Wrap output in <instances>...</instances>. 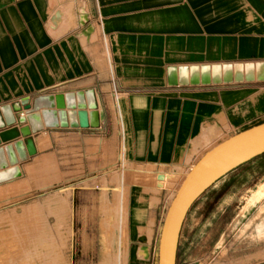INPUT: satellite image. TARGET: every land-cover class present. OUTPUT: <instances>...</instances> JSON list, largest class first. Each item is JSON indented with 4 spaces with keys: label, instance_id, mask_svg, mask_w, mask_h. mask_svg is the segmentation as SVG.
<instances>
[{
    "label": "crops",
    "instance_id": "obj_1",
    "mask_svg": "<svg viewBox=\"0 0 264 264\" xmlns=\"http://www.w3.org/2000/svg\"><path fill=\"white\" fill-rule=\"evenodd\" d=\"M247 62H264V0H0V106L92 89L104 115L99 129L31 133L36 155L18 163L21 178L1 183L0 192L73 139L84 148L106 129L112 137V115L124 161L186 166L192 142L206 129L219 132L217 144L264 122V82L168 86L167 69ZM23 140H1L0 148ZM263 154L219 180L249 162L264 170ZM148 220L131 238L128 217L126 264H157L162 225L155 245Z\"/></svg>",
    "mask_w": 264,
    "mask_h": 264
},
{
    "label": "rangeland",
    "instance_id": "obj_2",
    "mask_svg": "<svg viewBox=\"0 0 264 264\" xmlns=\"http://www.w3.org/2000/svg\"><path fill=\"white\" fill-rule=\"evenodd\" d=\"M112 123V137L106 129L84 148L73 139L62 152L25 167L24 178L0 192V264H126L129 216L130 237L149 219L156 245L177 190L221 135L206 129L192 142L186 166H139L123 160L114 115ZM260 158L264 163V154ZM249 164L190 206L175 264L264 261V170Z\"/></svg>",
    "mask_w": 264,
    "mask_h": 264
},
{
    "label": "water",
    "instance_id": "obj_3",
    "mask_svg": "<svg viewBox=\"0 0 264 264\" xmlns=\"http://www.w3.org/2000/svg\"><path fill=\"white\" fill-rule=\"evenodd\" d=\"M253 82H264V62L167 69L168 86ZM22 110L26 112L22 113ZM13 113H20V116L15 117ZM103 119L104 115L98 111L92 89L64 94H43L0 106V142L14 140L20 135L24 138L23 141L0 148V169H5L7 163L11 166L10 169L0 172V184L20 178L22 173L18 163L27 162L36 155L31 133H38L44 128L96 129ZM16 121L19 124L27 122L28 126L18 129L14 125ZM5 127L8 128L4 129ZM263 153L264 122L221 141L194 163L164 216L158 240L157 264H175L180 229L193 202L221 177Z\"/></svg>",
    "mask_w": 264,
    "mask_h": 264
},
{
    "label": "bare ground",
    "instance_id": "obj_4",
    "mask_svg": "<svg viewBox=\"0 0 264 264\" xmlns=\"http://www.w3.org/2000/svg\"><path fill=\"white\" fill-rule=\"evenodd\" d=\"M99 112H101V111H99ZM212 130V129H211ZM207 132V131H206ZM211 132V131H210ZM213 133V132H212ZM204 134H206V133H204ZM210 134V133H209ZM211 136H213V134L211 135ZM210 136H208V138H209ZM185 153V152H184ZM185 155V154H184Z\"/></svg>",
    "mask_w": 264,
    "mask_h": 264
},
{
    "label": "built area",
    "instance_id": "obj_5",
    "mask_svg": "<svg viewBox=\"0 0 264 264\" xmlns=\"http://www.w3.org/2000/svg\"><path fill=\"white\" fill-rule=\"evenodd\" d=\"M99 128H100V127H99ZM99 128H98V129H99ZM104 132H105V131H104ZM104 132H103V133H104Z\"/></svg>",
    "mask_w": 264,
    "mask_h": 264
}]
</instances>
